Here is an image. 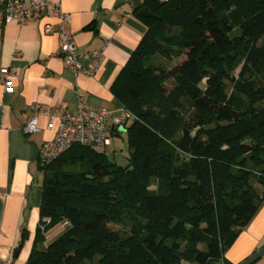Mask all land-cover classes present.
Instances as JSON below:
<instances>
[{
    "label": "trees",
    "instance_id": "trees-1",
    "mask_svg": "<svg viewBox=\"0 0 264 264\" xmlns=\"http://www.w3.org/2000/svg\"><path fill=\"white\" fill-rule=\"evenodd\" d=\"M134 12L146 31L111 86L134 115L113 133L127 163L80 144L40 163L25 264H234L225 253L264 201V0Z\"/></svg>",
    "mask_w": 264,
    "mask_h": 264
},
{
    "label": "crops",
    "instance_id": "crops-1",
    "mask_svg": "<svg viewBox=\"0 0 264 264\" xmlns=\"http://www.w3.org/2000/svg\"><path fill=\"white\" fill-rule=\"evenodd\" d=\"M49 8L61 7L70 15L65 28L80 52L102 49L104 59L97 71L76 73L57 54L59 38L45 33V22L58 19L46 13L39 21L11 22L0 28V68L14 64V92L0 86V262L25 264L31 253L40 219L43 171L39 150L53 131L46 128L47 118L40 117L42 128L27 135L22 129L24 112L33 103L49 107L65 103L75 113L80 101L91 107L119 110L111 86L140 42L145 25L134 10L143 0H47ZM83 67L90 59L80 58ZM117 136V135H113ZM26 232L22 247L13 258L15 247ZM264 246V201L249 224L225 253L240 264ZM252 264H264V255Z\"/></svg>",
    "mask_w": 264,
    "mask_h": 264
},
{
    "label": "built area",
    "instance_id": "built-area-1",
    "mask_svg": "<svg viewBox=\"0 0 264 264\" xmlns=\"http://www.w3.org/2000/svg\"><path fill=\"white\" fill-rule=\"evenodd\" d=\"M50 13L58 19L57 23L45 22V33H56L59 38L57 54L62 56L68 67L76 73L94 74L104 59L102 49H94L82 53L79 51L73 36L65 28L70 15L58 5L49 8L47 0H0V28L11 22L26 24L39 21L44 14ZM90 59L91 65L83 67L80 58ZM14 64L0 68V86L4 92H14V78L17 74ZM3 103L0 101V108ZM66 104L49 107L45 104L33 103L24 112L22 129L27 135L42 130L40 117H46V128L53 131V136L46 138L39 150L38 160L41 164H49L76 144L91 147H107L111 143L113 133L124 129L134 119V115L124 106L119 110L103 107H91L80 101L75 113L66 110ZM3 249L0 247V254Z\"/></svg>",
    "mask_w": 264,
    "mask_h": 264
},
{
    "label": "rangeland",
    "instance_id": "rangeland-1",
    "mask_svg": "<svg viewBox=\"0 0 264 264\" xmlns=\"http://www.w3.org/2000/svg\"><path fill=\"white\" fill-rule=\"evenodd\" d=\"M181 58L174 59L171 62L164 61V63L172 67L173 65L179 63ZM99 149H106V152L111 160L116 161L119 164H126L127 163V156L129 154V146L126 134L123 135V137L120 136H111V143L107 147H98ZM258 191L262 192V187L258 186ZM115 228H120V225H114ZM184 264H188L187 262H184Z\"/></svg>",
    "mask_w": 264,
    "mask_h": 264
},
{
    "label": "water",
    "instance_id": "water-1",
    "mask_svg": "<svg viewBox=\"0 0 264 264\" xmlns=\"http://www.w3.org/2000/svg\"><path fill=\"white\" fill-rule=\"evenodd\" d=\"M120 131H122V129ZM262 255H264V246L261 249H259L258 251H256L253 255L248 257L246 260L241 262L240 264H252L257 259H259ZM0 264H3V263L0 262Z\"/></svg>",
    "mask_w": 264,
    "mask_h": 264
}]
</instances>
